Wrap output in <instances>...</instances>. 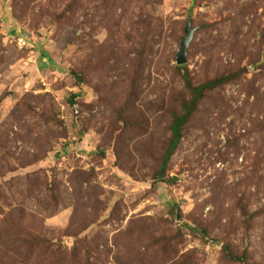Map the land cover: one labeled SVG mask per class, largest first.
<instances>
[{"label":"rangeland","instance_id":"374dc122","mask_svg":"<svg viewBox=\"0 0 264 264\" xmlns=\"http://www.w3.org/2000/svg\"><path fill=\"white\" fill-rule=\"evenodd\" d=\"M0 264H264V0H0Z\"/></svg>","mask_w":264,"mask_h":264},{"label":"trees","instance_id":"16d2710c","mask_svg":"<svg viewBox=\"0 0 264 264\" xmlns=\"http://www.w3.org/2000/svg\"><path fill=\"white\" fill-rule=\"evenodd\" d=\"M180 71L184 70L185 75H184V81L185 85L188 88V90L191 93V97L188 101H184L181 107V113L176 114L173 116L172 124H171V133L172 137L169 141L168 144V149L163 157V162H162V171L165 170V168L168 166L172 156L175 154L177 151L181 140L183 139V130L186 127V125L190 122L192 119L193 115L196 113L198 110L201 102L205 99L208 93H211L219 88H222L225 85L232 84L234 82H237L241 74H233V75H222L218 78L212 79L205 84L195 86L189 75L188 69L185 67L180 66L178 68ZM38 245L44 244V246L47 244L45 241L36 242ZM30 244H32V241H30ZM229 259L233 261H242L245 256L243 257H235L231 255V253H228Z\"/></svg>","mask_w":264,"mask_h":264},{"label":"water","instance_id":"95a60500","mask_svg":"<svg viewBox=\"0 0 264 264\" xmlns=\"http://www.w3.org/2000/svg\"><path fill=\"white\" fill-rule=\"evenodd\" d=\"M184 33H185V37L182 39L180 50L177 55L176 63L178 66H184L187 64V61H188L187 60V50L189 48V45L193 41V35L195 33V30L192 29L191 22L188 21L186 23Z\"/></svg>","mask_w":264,"mask_h":264}]
</instances>
